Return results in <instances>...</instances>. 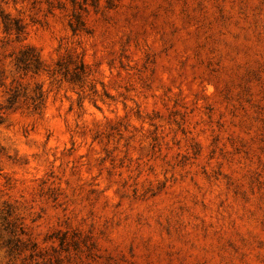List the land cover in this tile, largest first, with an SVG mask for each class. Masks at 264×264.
Segmentation results:
<instances>
[{"label": "clouds", "instance_id": "clouds-1", "mask_svg": "<svg viewBox=\"0 0 264 264\" xmlns=\"http://www.w3.org/2000/svg\"><path fill=\"white\" fill-rule=\"evenodd\" d=\"M111 2L109 9L107 0H96L84 15L86 28L73 25L76 35H70L79 12L73 0H0V204L15 205L7 220L24 230H5L0 220V264H106L109 256L112 264H264L259 121L236 89L235 128L226 126L224 133L232 148L224 139L213 142L224 111L217 101L222 84L189 71L187 59L182 67L187 49L169 54L158 47L177 28L176 13L133 16L140 0ZM219 8L228 18V68L264 61V0H231ZM198 26L193 21L179 30ZM137 34H150L153 42L145 39L138 52L126 53L122 38L132 36L135 43ZM29 49L25 74L17 58ZM145 55L155 63L142 68ZM17 84L25 94L10 108ZM69 144L75 145L71 152ZM241 144L248 156L232 159ZM221 156L228 157L225 175ZM255 173L260 175L250 192ZM226 187L245 201L239 207L225 202L221 212L217 205L226 200ZM49 188L55 204L44 194ZM58 229L91 238L95 249L85 250L87 239L76 249L45 239Z\"/></svg>", "mask_w": 264, "mask_h": 264}, {"label": "rangeland", "instance_id": "rangeland-1", "mask_svg": "<svg viewBox=\"0 0 264 264\" xmlns=\"http://www.w3.org/2000/svg\"><path fill=\"white\" fill-rule=\"evenodd\" d=\"M231 0H219V3L224 4L226 9L229 6ZM142 7L139 8L136 12H133V16L138 15L140 11H147L155 19L163 18L168 12L176 13V23L177 28L171 30V34L168 39L165 40L163 44H158L161 51H167L171 54V51L184 49L188 50V56L182 58L181 66L184 65V59H187V63L191 65L189 71L197 70L203 71L208 76L217 79L219 83L222 84L220 92L217 97L218 103L224 107V111L221 113L220 119L216 121L218 127L216 131L220 133L213 142H218L220 139H224L226 142L227 148H232V144L227 143L231 140V136L224 135L225 132L229 130L226 126H231L235 128L234 121L236 119V114L234 112V106H232V101L234 99L233 92L238 89V95L244 104L248 106L250 112L255 115V119L259 121L257 124V150H264V103H261L260 100H264V96H260V93H264V61L257 60L255 62H249L246 66H238L235 68H228V59L225 55L224 50V40L225 36V26L228 24V18L222 15V10L219 8V3L217 0H140ZM83 4H88V0H83ZM82 3H76V0H73V6L79 9V12L74 15L73 21L69 24V34L76 35V31L73 29V25L79 29L86 28V21L84 15L88 12L89 8L95 9L96 0H91V3L88 4V7H84ZM106 7L109 9L112 7L111 0H107ZM205 11L207 15H205ZM197 13V15H193ZM193 21H196L199 25L198 27L192 29L190 28L189 32L179 30L184 24L191 26ZM206 21V22H205ZM88 32H91V29H87ZM152 30H149V32ZM210 33V35H208ZM123 43L127 45L126 53H135L138 52V45L143 43L146 39L149 44L153 42V36L150 34L140 35L137 34L135 37V43L133 42L132 36L123 37ZM163 39V38H162ZM59 47V45L57 46ZM33 55V50L29 49L23 51L19 54L17 58V67L18 70L24 71L27 74L28 65L25 63ZM68 62H71V56L66 57ZM127 58V57H126ZM132 59H135V56H131ZM145 64L141 67H145L147 63H155V60L151 55H145L144 57ZM124 63V60L121 61V64ZM36 67H39L37 63ZM85 67L84 63H81L80 70L83 71ZM121 72H123V67H121ZM2 75V73H0ZM73 80H77L78 77H73ZM171 91V89H170ZM210 91H213L210 89ZM252 95L251 100L249 99ZM25 93L23 91V86L17 84V86L11 89L10 103L9 107L12 105ZM109 95L106 93V96ZM257 96H260V99H256ZM178 103V101L176 102ZM174 107L176 104L173 105ZM35 110V109H34ZM212 109H206V111H211ZM69 111L71 108L69 107ZM178 115V113H177ZM4 121L0 118V124H3ZM239 131V129H236ZM180 135H184L185 132L181 131ZM75 147L74 144H69V152ZM84 150L81 149V152ZM248 156V152L245 151V147L241 144L239 149L233 150L230 154L232 159L236 157ZM55 159V157H53ZM221 164L219 165L220 175H225L224 164L228 162L227 156L220 157ZM238 162V161H237ZM59 167V165H57ZM206 171V170H205ZM54 174H49V178ZM259 173H255L253 176L249 177V191H253L257 185ZM37 179L41 181L42 185H47V180L43 178L41 174H37ZM103 185H101V188ZM165 187H168L165 185ZM96 191V189H92ZM226 200L222 198L217 205V210L222 212V205L227 202L229 204H236L239 207V201H245V196L242 193L233 191L231 189L225 188ZM48 196V199L52 204L56 203L57 197L54 189H47L44 193ZM236 197V199H234ZM207 208V205H204ZM15 205L9 204L8 201H3L0 204V212L3 215H0V220L5 221L4 228L5 230L11 231L16 228H19L21 234H24L23 228L16 223L15 221H8V217H12L15 212ZM39 218V217H37ZM16 219H19L18 217ZM204 222L208 223L207 216L204 217ZM236 224H240V218L236 217ZM45 239H55L58 242V247H67L70 249H76L87 239L89 241L86 251L91 253L92 249H95L96 244L91 241V238L81 237L80 234L73 230L69 229H58L56 232L46 233ZM233 240L236 239L235 236L232 237ZM35 247V245H33ZM133 251L129 247V252ZM127 255V253H126ZM113 257L109 256L107 258L106 264H112ZM116 264H119L117 261Z\"/></svg>", "mask_w": 264, "mask_h": 264}]
</instances>
